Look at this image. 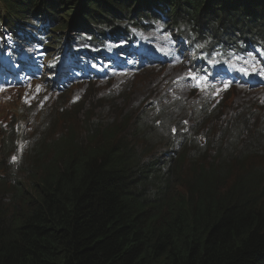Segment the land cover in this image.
Segmentation results:
<instances>
[{
	"label": "trees",
	"instance_id": "1",
	"mask_svg": "<svg viewBox=\"0 0 264 264\" xmlns=\"http://www.w3.org/2000/svg\"><path fill=\"white\" fill-rule=\"evenodd\" d=\"M2 31L6 67L23 66L55 33L66 35L48 51L74 57L113 43L130 58L135 35L156 31L183 38L190 58H228L236 71L245 54L264 66V0H0ZM245 107L158 129L140 118L124 135L84 119L79 133L48 135L22 167L9 163L24 157L11 155L10 128V155L0 149V264H264V104Z\"/></svg>",
	"mask_w": 264,
	"mask_h": 264
},
{
	"label": "rangeland",
	"instance_id": "2",
	"mask_svg": "<svg viewBox=\"0 0 264 264\" xmlns=\"http://www.w3.org/2000/svg\"><path fill=\"white\" fill-rule=\"evenodd\" d=\"M63 20L66 21L65 17ZM64 35L65 32L55 33L48 41L56 38L59 45ZM142 51L146 54L156 51L167 56L176 49L168 47L163 39L150 36ZM188 69L186 63L174 62L157 67L151 64L129 75H111L98 79V82L79 81L71 89L62 92L52 91L42 82L26 84L0 93V128H5V131L9 125L13 127L18 121L25 123L27 128L30 127L28 123L41 128L33 135L35 142L31 152L54 132L58 134L72 127L79 133V126L84 119L101 121L106 126L119 125L118 131L124 135L140 121V116L149 109L151 103L165 107L167 111L171 108L177 114L187 102L203 103L214 99L223 101L224 107L233 103H246L256 96L264 101V88L232 90L220 86L199 91L189 80H184L188 76ZM168 76L173 90L158 83L159 80H167ZM262 110L264 107L259 111ZM167 117L166 112H163L161 116L148 118L149 124L156 127L164 123ZM3 136L0 133V138ZM176 192L180 193V190ZM181 192L184 193V190Z\"/></svg>",
	"mask_w": 264,
	"mask_h": 264
},
{
	"label": "clouds",
	"instance_id": "3",
	"mask_svg": "<svg viewBox=\"0 0 264 264\" xmlns=\"http://www.w3.org/2000/svg\"><path fill=\"white\" fill-rule=\"evenodd\" d=\"M79 81H92V80H79ZM79 81L71 84L70 86H65L64 91L71 89L74 85H76ZM16 88H20V87H14L11 88L9 90L12 89H16ZM221 103L216 105L215 107H213L212 109L216 108V107H222L223 106V102L220 101ZM224 108H229V105L224 106ZM222 109V108H221ZM220 109V110H221ZM210 112V110L208 111ZM226 109L224 110V112L222 113L223 115L225 114ZM140 118L144 121V123L149 124V119L147 117L140 116ZM170 123L169 120H165L164 123H162L161 125H157L155 127V129L161 128V127H165L166 125H168ZM28 125L30 127L27 128V125L25 123H23L22 121H18L16 123H14L13 127H11L10 125L8 126V128H6V130L4 131L3 129L5 128H0V133L1 134H5L10 128L12 130H14L15 133H17L18 138L17 140L14 142V148H15V152L11 155H23V159L22 160H17L14 156H11L9 158V163H12L13 165L20 163L21 167L24 165V163L26 162V160L30 157L32 151L30 152V150L32 149L34 142H35V138H33V135L40 131L41 128H37L36 125L32 124V123H28ZM5 135L0 138V140L3 142V145L0 149H6L7 150V155H10V150L11 148H7L6 144H5ZM8 163V162H7Z\"/></svg>",
	"mask_w": 264,
	"mask_h": 264
},
{
	"label": "bare ground",
	"instance_id": "4",
	"mask_svg": "<svg viewBox=\"0 0 264 264\" xmlns=\"http://www.w3.org/2000/svg\"><path fill=\"white\" fill-rule=\"evenodd\" d=\"M183 47L186 48V45L183 43ZM32 64L28 65V68L25 70V75H27L29 72H34L37 70V67H35V60H32L31 61ZM167 73V71L165 72ZM1 78H0V81H3L5 83H10L11 81L13 80H9L11 78H15L16 77V71L15 70H8L6 71L5 73L1 72ZM211 75H209V78H210ZM168 79L167 80H159L158 83L161 84V85H167V88L170 89V90H173L172 86L169 84V81H170V77H167ZM157 83V84H158ZM197 117V116H196ZM199 118V117H198ZM193 121V120H192ZM242 133H241V138L240 140L242 139Z\"/></svg>",
	"mask_w": 264,
	"mask_h": 264
},
{
	"label": "snow or ice",
	"instance_id": "5",
	"mask_svg": "<svg viewBox=\"0 0 264 264\" xmlns=\"http://www.w3.org/2000/svg\"><path fill=\"white\" fill-rule=\"evenodd\" d=\"M251 59V58H250ZM262 74H264V73H262Z\"/></svg>",
	"mask_w": 264,
	"mask_h": 264
}]
</instances>
